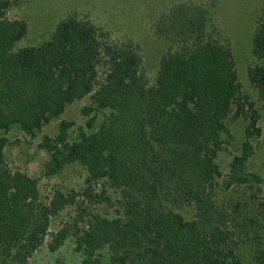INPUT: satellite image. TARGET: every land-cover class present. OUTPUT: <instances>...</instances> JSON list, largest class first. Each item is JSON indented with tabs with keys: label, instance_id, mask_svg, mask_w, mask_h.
Returning <instances> with one entry per match:
<instances>
[{
	"label": "trees",
	"instance_id": "16d2710c",
	"mask_svg": "<svg viewBox=\"0 0 264 264\" xmlns=\"http://www.w3.org/2000/svg\"><path fill=\"white\" fill-rule=\"evenodd\" d=\"M19 2L0 0V264H28L45 243L52 217L75 203L77 222L56 232L50 249L72 234L82 264H103L98 251L104 247L111 264H243L237 231L259 242L255 262L264 264V202L251 215L223 209L214 197L221 175L216 159L235 106L250 123L228 186L249 181L250 139L260 134V114L243 93L231 44L218 26L210 29L215 4L184 0L162 13L155 34L168 47L151 83L138 43L114 39L77 14L62 19L42 44L18 48L29 25L8 13ZM252 53L258 63L248 76L264 103V13ZM87 95L92 102L85 115L109 110L98 130L81 128L79 139L70 141L73 122L63 119L60 132L40 143L50 154L47 176L78 162L88 172L87 186L58 190L43 202L40 179L9 166L7 133L19 125L36 137ZM100 182L120 192L122 216L104 217L84 206L110 201L105 189L95 188ZM184 206L194 207L196 217L181 214Z\"/></svg>",
	"mask_w": 264,
	"mask_h": 264
},
{
	"label": "rangeland",
	"instance_id": "374dc122",
	"mask_svg": "<svg viewBox=\"0 0 264 264\" xmlns=\"http://www.w3.org/2000/svg\"><path fill=\"white\" fill-rule=\"evenodd\" d=\"M181 1L184 0H20L11 8L8 17L25 19L29 25L28 34L18 44V48L42 44L50 38L57 24L72 13L91 20L109 31L114 39L133 40L138 43L144 55V69L151 83H154L161 56L168 47L167 41L155 34L156 24L163 12ZM191 1L215 4L210 29L218 26L222 36L229 40L243 93L250 97L260 114L257 123L260 134L250 139L252 151L245 165L249 181L228 186L231 163L235 156L243 152L246 130L250 123L246 116L236 115V106L226 120L228 132L222 133L225 143L216 159L221 171V175L216 178L214 189L217 205L223 209L238 207L241 214L253 215L257 210V202H264V103L258 90L249 80L248 69L258 63L252 53L253 37L257 19L264 13V0ZM91 102V95H87L69 104L65 113L60 118L51 120L36 137L26 134L19 125H14L7 133L11 141L5 149L9 166L13 170L19 169L40 179L39 188L43 202H49L58 190L68 194L72 191L82 192L87 186L88 172L78 162L66 165L54 176H47L45 172L50 154L40 147V143L45 135L54 137L60 132L63 119L73 122L69 129L70 141L79 139L81 128L88 133L98 130L109 110L85 115L83 108ZM89 122L92 123L91 127ZM95 188L97 191L105 189L110 201L98 204L86 201L83 204L87 210L108 218L122 216L124 209L120 192L104 182H100ZM79 200H83L82 196ZM178 211L187 219L196 217L194 207L184 206ZM78 213V204L75 203L52 217L50 233L45 243L34 253L28 264H82L85 256L76 249L75 236L72 234L59 249H50L54 234L66 224L74 225ZM85 224L81 223L80 226L83 228ZM258 248L257 240L243 231H237L236 251L243 264H256L255 255ZM98 254L103 264H111L108 247L99 250Z\"/></svg>",
	"mask_w": 264,
	"mask_h": 264
},
{
	"label": "crops",
	"instance_id": "0c3cea01",
	"mask_svg": "<svg viewBox=\"0 0 264 264\" xmlns=\"http://www.w3.org/2000/svg\"><path fill=\"white\" fill-rule=\"evenodd\" d=\"M177 3V2H176Z\"/></svg>",
	"mask_w": 264,
	"mask_h": 264
}]
</instances>
